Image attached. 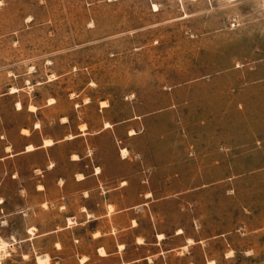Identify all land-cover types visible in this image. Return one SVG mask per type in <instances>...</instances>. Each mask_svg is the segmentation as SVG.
<instances>
[{"label": "rangeland", "instance_id": "obj_1", "mask_svg": "<svg viewBox=\"0 0 264 264\" xmlns=\"http://www.w3.org/2000/svg\"><path fill=\"white\" fill-rule=\"evenodd\" d=\"M16 103L92 130L135 118L134 151L185 173L151 179L161 229L235 236L264 264V0H0Z\"/></svg>", "mask_w": 264, "mask_h": 264}, {"label": "crops", "instance_id": "obj_2", "mask_svg": "<svg viewBox=\"0 0 264 264\" xmlns=\"http://www.w3.org/2000/svg\"><path fill=\"white\" fill-rule=\"evenodd\" d=\"M54 111L0 104V264H255L235 236L192 234L185 221L161 229L171 197L151 179L185 173L176 157L134 151L135 118L92 130Z\"/></svg>", "mask_w": 264, "mask_h": 264}, {"label": "bare ground", "instance_id": "obj_3", "mask_svg": "<svg viewBox=\"0 0 264 264\" xmlns=\"http://www.w3.org/2000/svg\"><path fill=\"white\" fill-rule=\"evenodd\" d=\"M47 143H48V142H47ZM38 263H42V262L39 261Z\"/></svg>", "mask_w": 264, "mask_h": 264}]
</instances>
